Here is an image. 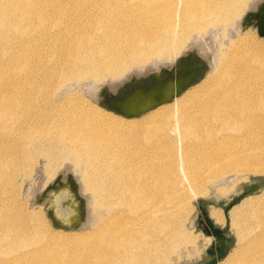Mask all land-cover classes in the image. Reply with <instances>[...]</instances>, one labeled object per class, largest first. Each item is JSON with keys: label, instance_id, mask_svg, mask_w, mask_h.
I'll list each match as a JSON object with an SVG mask.
<instances>
[{"label": "bare ground", "instance_id": "bare-ground-1", "mask_svg": "<svg viewBox=\"0 0 264 264\" xmlns=\"http://www.w3.org/2000/svg\"><path fill=\"white\" fill-rule=\"evenodd\" d=\"M33 1L7 0L6 13L27 25L32 20L42 23L49 14L44 9L47 1ZM248 1L140 0L130 15L121 13L124 25L113 24L102 12L88 13L99 33L87 52L79 53L73 46L69 50L73 62L50 69L52 75L46 77L38 74L40 69L30 68L1 92L0 129L10 142L11 159L19 162L24 153L39 152L47 180L58 170L60 160L69 161L90 195L93 222L85 234L51 232L44 237L41 229L34 233L2 215L3 208L0 264H169L170 249L163 247L169 239L159 237L160 224L165 226L172 212L170 179L181 185L177 173L187 168L188 159L200 157L204 165L222 174H264V163L249 162L251 158L243 154L250 141L264 142V41L238 27L243 12L254 6L253 0ZM209 35L211 44L217 45L214 52L207 44ZM45 37L39 33L29 41ZM53 39L59 38L54 35ZM189 46L212 50V71L171 104L160 105L139 119H123L85 105V100L77 104L69 95L67 80L72 75L76 80L109 78L119 83L133 73L157 71ZM182 83L135 94L121 111H142L175 94ZM8 119L10 125L4 123ZM224 157L236 161L229 159L226 165ZM7 167L0 160V183ZM221 185L225 183L214 187ZM2 188L0 184V193ZM227 193L222 188L214 190L216 195ZM67 195L62 190L52 204L63 223L71 221ZM208 216L214 224L223 221L217 209H209Z\"/></svg>", "mask_w": 264, "mask_h": 264}, {"label": "rangeland", "instance_id": "rangeland-1", "mask_svg": "<svg viewBox=\"0 0 264 264\" xmlns=\"http://www.w3.org/2000/svg\"><path fill=\"white\" fill-rule=\"evenodd\" d=\"M44 1H47L44 9L49 13L46 20L42 23L32 20L31 25H27V22L20 20L19 17L13 19L8 16L6 13L7 0H0V90H3L0 94H3L1 92L6 91L19 76H22V73L30 68L31 70L40 69L42 72L38 74L46 77L52 75V73L49 74L50 69L53 70L66 62H73V52H69L73 46L77 47L79 53L87 52L97 40L95 34L99 33L96 24L90 20L89 14L98 15L102 12L112 19L113 24L124 25L125 17L121 13L126 12V15H130V12L135 11L140 0ZM253 1L254 6L246 18L250 27L242 28L239 25L238 27L242 32H251L259 40L257 30L264 34V0ZM24 2L26 0H19V3ZM49 2H53V5ZM54 8L56 9L53 10ZM249 9L243 12L240 22L243 21ZM113 30L117 31V28L114 27ZM39 33H43L46 37L43 40L29 41L30 37L32 39ZM50 35L53 37L56 35L59 39L55 41ZM207 37L206 40L210 42L207 44L214 52L217 45L211 44L210 35ZM261 39L264 41L263 38ZM65 45H70L67 46L68 53L65 52L67 50ZM206 49L189 46L185 52L172 59V63L160 65L158 77L151 73L147 74V72L133 73L130 78H124L118 81L119 83H112L109 78L100 81L76 80L72 75L67 80L71 85L69 95H74L77 104L85 100V105L92 104L118 117L128 119L113 110L123 109L124 107H121L123 103L135 94H147L150 89L164 88L167 85L175 86L177 83L183 82L184 84L187 80H192L191 85L180 93L178 96L180 97L184 92L205 80L213 67L211 65L213 64V52ZM148 71H155V69L150 68ZM115 85L119 86L113 89ZM173 100L164 105L171 104ZM71 107H73V100ZM4 123L10 125L11 120H5ZM5 135V132L0 129V160L8 164L0 183L3 185L0 193V208H2L0 211L3 213V208L5 209L2 215H7L19 226H26L33 231L41 229L40 232L44 237L51 232H62L63 234L90 232V224L93 222V215L90 214L91 210L88 207L90 195L84 192L78 177L72 172L70 162L60 160L56 167L58 170H55L54 176L47 180L43 174L45 162L39 157V152H32L29 156L24 153L21 160L17 162L11 159L10 142ZM262 151H264V142H257L254 139L250 141V144H246L243 154L251 158L249 162L264 163ZM31 155L34 157L29 158ZM229 159L236 161L235 157H224L222 163L226 164ZM185 164L187 168H180L177 173L178 181L184 185V188L180 187L177 180L170 179L172 202L169 205L172 212L168 223L165 226L160 224L162 228L159 237L162 236L165 241L169 239V243L163 246L164 249H170V256L167 259L169 264H200L207 258L206 250L211 245V238L208 241L207 237L197 229L195 216L197 200L215 199L217 201L216 205L207 206L206 209L209 211L214 208L221 212L223 221L215 225L224 229L226 222L223 207L239 194L243 185L249 184L254 178L264 177L263 173H232L230 171H226L225 174L217 173L213 167L204 165L200 157L190 158ZM158 181H160L159 178ZM167 181L169 182V179ZM222 182L225 185L214 187L216 183ZM165 183L166 179L163 184ZM64 188L68 190L66 207L77 210L78 218L73 230L53 226V221L47 213L51 197ZM165 188H168V183ZM216 188L228 190V193L216 195L214 194ZM167 204L165 205L169 206ZM38 213L42 214L41 219ZM227 216V236L231 238V243L229 253L221 264H264V188L256 195L246 197L232 207ZM42 241L45 242V239L43 238ZM30 246H35V244H30Z\"/></svg>", "mask_w": 264, "mask_h": 264}, {"label": "water", "instance_id": "water-1", "mask_svg": "<svg viewBox=\"0 0 264 264\" xmlns=\"http://www.w3.org/2000/svg\"><path fill=\"white\" fill-rule=\"evenodd\" d=\"M251 9L246 12L245 17H243V21L239 23V26L242 28H247L249 26V22L246 20L248 15L251 13ZM257 34L260 38L264 39V34H262L260 31L257 30ZM202 64V63H201ZM153 74L155 77L159 76V69L156 71H147V74ZM130 78V77H129ZM193 81H186L184 84L181 85L179 91H177L175 94L169 96L166 99H162L150 106H148L146 109L139 111L137 113H127L124 111H121L120 109L118 110H113L116 111L120 116L125 117V118H138L141 115L155 109L156 107L160 105H164L166 103H169L172 99L175 97H178L182 91L189 87ZM162 87H158L155 89H160ZM149 92V91H148ZM264 188V177H258L254 178L252 182L249 184L243 185L240 189L239 194L234 197L230 203H228L225 207H223V214L225 217V228H221L219 226H216L214 222L209 218L208 216V211L206 209L207 206H214L217 204V201L215 199H210V200H202L199 199L196 202V207H197V213H196V223H197V229L203 233L206 237L211 238V245L210 247L206 250V255L207 258L204 262L200 264H219L222 262L226 256L229 253L230 250V243H231V238L227 236V226H228V216L227 213L229 210L237 205L240 201L245 199L246 197L254 196L256 195L261 189ZM48 216L50 219L53 221V226L59 227L61 229L65 230H73L74 225L69 226V225H62L56 222L55 217L51 214L50 210H47Z\"/></svg>", "mask_w": 264, "mask_h": 264}, {"label": "flooded vegetation", "instance_id": "flooded-vegetation-1", "mask_svg": "<svg viewBox=\"0 0 264 264\" xmlns=\"http://www.w3.org/2000/svg\"><path fill=\"white\" fill-rule=\"evenodd\" d=\"M141 94H143V93H141ZM130 99H131V98H130ZM130 99H128L127 101H125V102L123 103V107H124L123 110L126 109V105H127V103L130 101ZM124 105H125V106H124ZM120 110H122V109H120ZM64 190H65V191L67 192V194H68V190H66V188H64ZM61 191H62V190H60L58 193L54 194L53 197H51V199H50V204H49L48 209L50 210V212L52 213V215L55 217L56 222L61 223V224H70V225H74V223L77 221V218H78L77 210H76L75 208H73V209H68V212L71 213V221H70V223H63V222H61L60 218H59L57 215H55V213H54L53 206H52V204H53V200H54L55 195L60 194ZM71 203H72V202H71ZM71 205H72V204H71Z\"/></svg>", "mask_w": 264, "mask_h": 264}]
</instances>
